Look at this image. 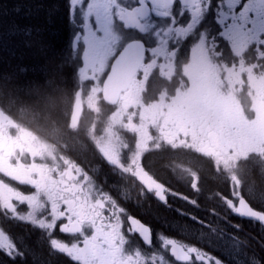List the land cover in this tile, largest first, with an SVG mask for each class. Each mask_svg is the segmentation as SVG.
<instances>
[{
  "label": "flooded vegetation",
  "instance_id": "obj_1",
  "mask_svg": "<svg viewBox=\"0 0 264 264\" xmlns=\"http://www.w3.org/2000/svg\"><path fill=\"white\" fill-rule=\"evenodd\" d=\"M116 8L119 12L118 5ZM174 34L177 38L169 37L170 42L164 44L141 43L114 14L99 26L90 22L74 37L77 50H73L75 66L70 70L78 87L69 128H80L86 135L84 150L67 149L43 138L27 120L0 106V229L19 238L36 235L57 260L55 264L60 259L64 264H204L198 256L207 253L173 237L185 235L186 229L168 228L160 219L187 220L194 216L189 214L190 204L199 202L204 214L209 202L224 201L232 217L231 264H249L253 254L264 264L260 225L233 211L243 203L264 213V150H245L230 172L216 163L211 152L194 147L192 131L182 129L170 111L159 115L153 108L143 114L160 97L169 100L184 79L188 80L190 49L198 45L201 50L194 63L198 65L194 79L207 76L204 73L212 67L228 69L239 110L234 133L245 129L248 141L263 140L264 145V32L257 31L243 42L227 43L208 31L198 36L183 30H174ZM192 38L197 41L191 42ZM134 43L144 48L142 61L129 88L116 102H109L103 94L104 83L118 55ZM159 64L168 67V74L161 72ZM139 89L142 99L134 100L133 91ZM254 90L262 92L256 113ZM79 98L82 112L78 125L72 127ZM239 145L235 141L234 147ZM206 158L216 172H224L228 178L218 180V175L213 179L217 195L212 198L206 190ZM130 218L150 229L149 245L132 232ZM53 240L80 248L79 261L55 251ZM174 244L183 249L180 256L187 253L190 258L177 259ZM0 256L5 257L0 258L3 264L14 263L3 253Z\"/></svg>",
  "mask_w": 264,
  "mask_h": 264
},
{
  "label": "trees",
  "instance_id": "obj_2",
  "mask_svg": "<svg viewBox=\"0 0 264 264\" xmlns=\"http://www.w3.org/2000/svg\"><path fill=\"white\" fill-rule=\"evenodd\" d=\"M14 25L41 29L47 51L41 52L35 46L26 48L18 36L10 34ZM73 40L67 0H0V106L13 111L20 120H27L30 128L43 138L59 142L67 149L84 150L87 141L83 136L86 135L80 128H69L72 101L78 87L70 70L75 66ZM204 163L208 169L205 172L207 196L216 197L213 179H218V175H221L218 180L228 181V178L223 176L224 172H216L208 158ZM189 212L193 218H161L160 221L171 229H186L185 235L173 234L174 238L231 264L234 241L227 204L209 202L202 214L199 202H194ZM27 236L20 235L30 243L26 256L13 264L57 262L36 235ZM242 255L244 259L243 252ZM60 264H64L63 259Z\"/></svg>",
  "mask_w": 264,
  "mask_h": 264
},
{
  "label": "snow or ice",
  "instance_id": "obj_3",
  "mask_svg": "<svg viewBox=\"0 0 264 264\" xmlns=\"http://www.w3.org/2000/svg\"><path fill=\"white\" fill-rule=\"evenodd\" d=\"M67 8L73 37L82 34L90 22L99 26L114 14L120 16L122 25L127 22L133 39L139 37L141 43L149 45L170 42L169 37L175 40L174 30L192 32L197 36L208 31L225 43L243 42L257 31L264 32V0H243L242 6L241 0H67ZM41 33L38 28L14 25L10 34L18 36L26 48L35 46L46 52ZM233 211L258 223L264 232V213L243 203ZM51 247L74 261H79L82 255L80 248H71L56 240L51 241ZM27 251L28 245L22 238L0 229V253L16 262L25 257ZM198 259H203L204 264L213 260L215 264H221L210 254H201ZM249 264H262V261L253 254L249 257Z\"/></svg>",
  "mask_w": 264,
  "mask_h": 264
},
{
  "label": "rangeland",
  "instance_id": "obj_4",
  "mask_svg": "<svg viewBox=\"0 0 264 264\" xmlns=\"http://www.w3.org/2000/svg\"><path fill=\"white\" fill-rule=\"evenodd\" d=\"M190 41H197V39L192 38ZM200 50L198 45L191 46L189 53L191 64L187 72L188 80L184 79L169 100L159 96L157 103L152 107L145 108L143 114H147L153 108L159 115L162 112L165 114L170 111L179 121L182 129L192 131L190 139L195 142L196 146L194 147L197 150H208L215 156L218 165L223 164L228 171L232 172L234 161L236 158L239 159L241 155L245 156V150H257L259 152L264 150V145L261 144L263 140L258 141V144L248 141L245 129L237 135L234 133L237 126L235 117L239 110H236L234 105L237 92L231 88L232 76L228 69L222 68L220 70L217 68L216 70L212 67L211 72L204 73L208 74L207 76L200 75L198 79H194L198 67L194 63ZM159 66L161 72L168 74L167 66L160 64ZM142 94V89L134 90L132 98L140 100ZM261 95V91L254 90L255 113L256 106L261 104ZM235 141L240 143L238 147H234Z\"/></svg>",
  "mask_w": 264,
  "mask_h": 264
},
{
  "label": "water",
  "instance_id": "obj_5",
  "mask_svg": "<svg viewBox=\"0 0 264 264\" xmlns=\"http://www.w3.org/2000/svg\"><path fill=\"white\" fill-rule=\"evenodd\" d=\"M127 25V22H124ZM73 50H77V40L73 42ZM144 55V48L138 44H130L126 46L121 53L116 58L111 72L108 75L103 88V94L105 99L109 102H116L119 95L122 92H125L135 76L139 64L142 61ZM82 112V104L80 98L77 99L76 103L74 104V111L71 121V126L76 127L79 122V118ZM129 224L132 229L133 233L140 235L142 241L149 245L151 243V233L150 229L142 224L140 221L130 218ZM183 249L176 244L173 245V253L180 260H187L190 256L186 253L184 254L185 257L180 256L179 252ZM190 253L195 254L193 249H190Z\"/></svg>",
  "mask_w": 264,
  "mask_h": 264
}]
</instances>
